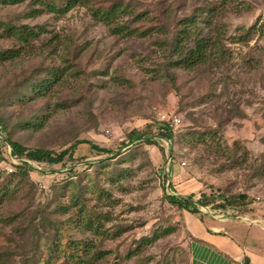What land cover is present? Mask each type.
Returning a JSON list of instances; mask_svg holds the SVG:
<instances>
[{
	"label": "rangeland",
	"instance_id": "374dc122",
	"mask_svg": "<svg viewBox=\"0 0 264 264\" xmlns=\"http://www.w3.org/2000/svg\"><path fill=\"white\" fill-rule=\"evenodd\" d=\"M53 1L64 2L45 0ZM87 2L64 15L49 13L35 0L0 2V51H21L0 64V117L8 136L26 147L57 152L82 139L114 151L90 154L84 146L81 153L88 158L72 167L47 169L28 161L33 183L3 175L2 169L11 172L18 161L0 132V191H10L0 203V264H77L70 255L74 243L92 255L100 251L102 257L93 256L92 264H191L190 234L204 237L199 228L210 219L247 215L235 217L198 203L209 219L185 211L187 230L165 192L193 194L198 202L214 187L229 195L250 194L264 204V0ZM117 3L145 14L142 21L128 16L118 23L138 26L145 35L113 34L91 12ZM39 8L43 13L34 14ZM190 17L203 21L202 36L217 49L202 66L173 67L172 81L164 75L168 46L159 28ZM6 25H25L40 35L22 42ZM53 68L62 71L58 83L44 95L32 92ZM151 120L174 121V141L150 129ZM133 130L150 133L157 143L148 144L147 137L131 142ZM201 135L206 141L190 139ZM71 172L81 175L54 186ZM258 207L264 214V205ZM90 219L97 227L88 230ZM125 226L130 229L113 237ZM167 228L175 232L165 233ZM219 228L235 237L243 229ZM144 238L153 242L139 245ZM206 250L203 259L211 257Z\"/></svg>",
	"mask_w": 264,
	"mask_h": 264
},
{
	"label": "trees",
	"instance_id": "16d2710c",
	"mask_svg": "<svg viewBox=\"0 0 264 264\" xmlns=\"http://www.w3.org/2000/svg\"><path fill=\"white\" fill-rule=\"evenodd\" d=\"M27 0H0L2 3H10V4H18L25 2ZM37 4L44 7L49 13H56L58 15H64L72 11L76 6L78 5H84L88 4L87 0H62L64 1L62 4L54 3L53 2H45V0H35ZM44 8H39L33 11L34 14H42L44 11ZM91 12L94 17L99 19L100 21L104 22L108 25L111 32L116 35H123L124 37H135V36H142L145 35L147 32H140V29L138 26L130 28L126 26V24H118L120 21V18L123 17H131L134 21H142V19L145 17V14H135V12L132 10L131 6H128L127 4L117 3L114 4L111 8L104 10L100 8H91ZM181 24L174 25L172 28L167 27L165 25L160 26L159 33L162 34V36L166 37L167 42L163 41L166 46H168L167 49V60L166 63V69L164 72V75H168L169 78L173 81L172 74H169V71L177 68H185V69H194L199 66H202L207 63V61L210 59V56H213L214 48L217 47L216 42H212V39L208 38L207 36H202L204 32L202 31L203 26L201 24L203 21H197L196 18L190 17L182 20L180 22ZM210 23V22H209ZM205 24L206 27H210L211 24ZM181 25V27L179 26ZM5 30L7 33L10 34V36H16L18 40L22 42H28L30 39H36L39 37L40 32H35L34 30L29 29L27 26H22L21 28H18L16 26H10L6 25ZM246 37H249L247 35ZM193 39L195 41V44H193ZM164 44V46H165ZM191 44H193L191 46ZM213 48V49H212ZM212 49V50H211ZM217 49V48H216ZM221 50H219L220 52ZM217 51V53H219ZM21 55L20 50L16 49H7L0 51V64L9 60H13ZM47 78L43 79L42 81H39L35 84H33L32 92L38 91L40 94L44 95L48 93L50 87H53L56 83H58L59 77L62 74V71L60 68H53L52 70H48ZM24 125H27L28 128L30 127H36V125H32L30 123H25ZM150 129H156L159 131V135L161 138H165L166 140H169L171 142L174 141L176 134V131L178 129V126L174 125V121L167 120V121H159V120H151L150 121ZM7 127L0 117V132L4 135L5 138H7L9 146L12 148V157L16 158L18 161L17 164H12L11 169L13 171L7 172V169H2V173L10 174L13 176H21L25 179H30L33 183V179L31 176V172L33 171L32 167L27 163V161H30L32 163L38 164L42 167H46L47 169H54V167L59 166H67L69 163H71V167L74 166L76 163L82 162L86 160L87 154H83L82 147L86 146L88 149L87 151L91 153L96 154H113L114 151L108 149V148H101L100 146L96 145L92 141L89 140H78L75 141L72 145H70L68 148L57 152L54 150H48V149H42V148H32V147H26L19 141L12 140L11 136H8ZM150 133L143 132L140 133L138 130H133L129 136L130 141H138L144 137L146 138V142L148 144H156L157 141H154L149 138ZM190 139L193 141H206V136H190ZM201 139V140H200ZM128 145L126 142L122 143V146ZM176 157L174 156L172 163L176 161ZM171 165V168L172 169ZM78 172V171H77ZM77 172H71L70 174H73L72 176L69 175H63L62 178L57 181V183L54 184V186H58L62 183V185H66L70 181H72V178L74 176L80 177L81 173ZM164 180L166 178L164 177ZM171 187L174 189V187L171 185ZM9 187L2 188L0 191V203L5 200V197H7L9 193ZM81 195L80 193L77 195L76 203L81 202L79 199ZM165 199L169 204H171L174 207H177L179 210V213H182L181 219L179 222L181 223V226L183 228H186L188 230V226L186 224V218L184 216L185 211L199 216L202 221L208 220L209 218L205 217L204 214L198 209L197 204L199 203L201 206L210 207L215 210L223 211L226 214H229V212H235L236 216H244V215H260L261 211L259 205H264L261 203H258L254 201L250 194H225L220 189H215L214 187H210V192H204L200 195L198 202L194 200L195 195H191L190 197H176L172 194H169L168 192H165ZM256 207V208H255ZM82 209V208H81ZM264 217V214H262ZM100 222H98L99 225ZM97 227V225H94V221L85 222V228L88 230L93 229V227ZM99 227V226H98ZM130 229V226H125L124 228H118L116 232H112L113 237H120L123 233L127 232ZM168 229V230H167ZM165 233L175 232L173 228H167ZM177 232V230H176ZM172 234V233H171ZM170 234V235H171ZM156 238L158 237V234L155 235ZM154 236V237H155ZM190 239L196 242L203 243L204 241L198 237H195L190 234ZM154 238V239H156ZM139 245H145L152 243L153 240L149 238H144L140 240ZM190 242V241H189ZM74 243V242H72ZM92 245V244H91ZM89 245L87 247L88 251L91 249ZM69 247L66 246L65 250H67ZM190 248V243H189ZM71 252V257H73L75 260H77V264H92L93 256H96L97 259L101 258L100 251H97L96 254L92 255V252L88 253L86 251H83L79 244L74 243V247ZM82 252V253H81ZM131 253L128 255V257H131Z\"/></svg>",
	"mask_w": 264,
	"mask_h": 264
},
{
	"label": "crops",
	"instance_id": "0c3cea01",
	"mask_svg": "<svg viewBox=\"0 0 264 264\" xmlns=\"http://www.w3.org/2000/svg\"><path fill=\"white\" fill-rule=\"evenodd\" d=\"M247 216L249 218L246 220H239L238 217H226L227 219L223 220L210 219L211 224L202 225L199 230L205 232V238L202 235L195 237L204 242L190 240L191 264H264V217L262 214L255 215L261 220L260 222L254 221L253 215ZM214 224L216 227L212 229ZM237 225L243 229L238 235L235 231L236 237L232 232L222 233L219 228V226L233 228ZM207 236H209L208 239H206ZM207 248L211 251L209 252L211 257L203 259Z\"/></svg>",
	"mask_w": 264,
	"mask_h": 264
},
{
	"label": "water",
	"instance_id": "95a60500",
	"mask_svg": "<svg viewBox=\"0 0 264 264\" xmlns=\"http://www.w3.org/2000/svg\"><path fill=\"white\" fill-rule=\"evenodd\" d=\"M27 163L28 164H30L28 161H27ZM171 187V186H170ZM182 197V196H181ZM249 218V216H244V217H240V218H237V219H239V220H243V219H248ZM215 220V219H214ZM217 220V219H216Z\"/></svg>",
	"mask_w": 264,
	"mask_h": 264
}]
</instances>
